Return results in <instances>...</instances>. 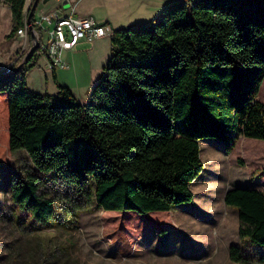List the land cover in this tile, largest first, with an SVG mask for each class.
<instances>
[{"label": "trees", "instance_id": "trees-1", "mask_svg": "<svg viewBox=\"0 0 264 264\" xmlns=\"http://www.w3.org/2000/svg\"><path fill=\"white\" fill-rule=\"evenodd\" d=\"M26 1L4 0L9 38L29 18ZM31 62L17 74L0 68V169L10 173L11 204L34 222L55 218L56 200L41 188L50 179L104 211L162 216L194 200L200 141L227 153L240 137L264 141V0H179L114 30L85 104L60 84L56 95L33 92ZM20 149L32 164L22 173L11 157ZM224 201L238 210L241 238L264 247L263 191L233 186ZM229 255L253 263L235 245Z\"/></svg>", "mask_w": 264, "mask_h": 264}, {"label": "rangeland", "instance_id": "rangeland-1", "mask_svg": "<svg viewBox=\"0 0 264 264\" xmlns=\"http://www.w3.org/2000/svg\"><path fill=\"white\" fill-rule=\"evenodd\" d=\"M139 1L83 0L77 9H92L98 20L108 19L113 30L118 24H129ZM1 2L0 54L5 57L10 48V38L5 35L12 29V14L4 0ZM64 3L41 2L35 14L57 11L59 5L67 11L70 5ZM45 23L47 29L52 28L48 21ZM105 41L77 47L69 60L70 69L62 80L74 85L72 90L77 92L79 103L91 101L93 88L111 57ZM35 57L31 63L36 68L28 65L29 88L36 93L56 95L51 93L53 76L49 72L51 88L45 91V58L39 56L37 64ZM6 64L7 61L1 66ZM258 99L264 102V81ZM200 150L204 170L192 183L194 200L162 216L154 212L104 211L91 200L77 197L74 189L64 183L50 179L41 188L55 198L57 210L55 218L43 225L14 208L10 173L0 169V264H240L230 259L232 245L239 247L252 264H263L259 259L264 258V247L241 238L238 210L227 206L224 197L236 184L264 193V141L240 137L233 151L227 153L224 145L209 138L200 141ZM11 157L18 173L31 169L24 150L15 151ZM15 248L22 253L20 256L13 253Z\"/></svg>", "mask_w": 264, "mask_h": 264}, {"label": "built area", "instance_id": "built-area-1", "mask_svg": "<svg viewBox=\"0 0 264 264\" xmlns=\"http://www.w3.org/2000/svg\"><path fill=\"white\" fill-rule=\"evenodd\" d=\"M74 12V8H73ZM49 22L52 28H48L45 22ZM34 26L36 36L40 41L38 53L44 55L51 70L68 68L64 61V53L73 49L81 41L94 42L107 37L112 33V27L108 23H100L93 16L61 15V11L43 14L39 18L24 20V26L17 30L16 34L22 40L20 56H25L32 45L29 39V28ZM13 66L3 68L4 73H10Z\"/></svg>", "mask_w": 264, "mask_h": 264}, {"label": "crops", "instance_id": "crops-1", "mask_svg": "<svg viewBox=\"0 0 264 264\" xmlns=\"http://www.w3.org/2000/svg\"><path fill=\"white\" fill-rule=\"evenodd\" d=\"M50 1L51 0H49V2ZM64 1L68 5H70V8L67 11H64V9L59 5L58 8H59V11H61V15H69V14L73 13L75 16H93L98 22H100V23H108V24L111 25V23H110V21L108 19H106V20H98V18L95 17L91 13L92 9H84V10L80 9L81 11H78L77 6L83 0H64ZM176 1H179V0H140L139 3H137L136 6L134 7L133 12H131L132 17L128 20L129 24L123 25V26L121 24H118L112 30V32L114 30H116V29L131 25V24L148 23L151 20H153L155 17H157L164 7L174 3ZM31 2H32V0H27L26 1L24 12L26 11L27 8H31L33 6V4L31 5ZM41 2L46 3L44 0H40L39 4ZM66 3H64V4H66ZM37 7H36V9H37ZM73 8H74V12H73ZM35 11H34L33 17L34 18H39V15L37 16L35 14ZM54 11H56V10H54ZM54 11H51V12H54ZM122 11H127V10L126 9H122ZM51 12H49V13H51ZM116 21L119 23L118 19H116ZM11 25L13 26V23ZM11 31H12V29H11ZM11 31L9 33L7 32L5 37H8L11 34ZM28 36H29V39L32 40V36L30 35V33H29ZM111 36H112V33L110 35H108L107 37L99 39V40H96V41H98V43H100V42L106 40L105 43L107 44V48L109 47V49H111ZM19 45H22V40L18 37V35L15 32L14 35H12L10 37V48L8 49L7 53H5V57L1 56V54H0V62H2V65H3V63H5V61H7L6 65L0 66L1 69L5 68V67H8V66H11V65L12 66H17L20 62H22L23 56H20L21 48H19ZM88 46H90V42L81 41L73 49L68 50V51H66L64 53L63 59L69 65V67H70L69 60H71L74 57V55L76 54L77 47H78V49H82L83 47H88ZM39 56H43V58H45L46 64H47V70H46L47 72L45 71V75H46V82L45 83H46V87L47 88H46L45 91H50V88H51V84L49 85V79L47 78L48 77V75H47L48 72L50 74H52V76H53L52 92L51 93H55V94L58 93V89H57L58 88V84L65 85V86L69 87L71 90L74 88V85L72 86V84L68 83L66 79L62 80L63 76L67 72L66 71L67 68L63 69V70H60V71H59V69H56V70L53 71V70L49 69V67H48L47 58L44 55L40 54V53H38L37 57H35L36 58L35 61L37 62V64H38V61H39L38 60ZM5 58H6V60H5ZM69 67H68V69H70ZM35 68L36 67H34L32 69H35ZM91 80H92V78H91ZM93 81L94 80H92V82ZM27 82H28V85H30V78L28 77V74H27ZM50 83H51V81H50ZM76 87H77V85H76ZM76 91H78V90H76ZM72 92H73V90H72ZM47 93L49 94V92H47ZM51 95H54V94H51ZM74 95L77 98V96H78L77 92H74ZM221 145H223V144L221 143ZM235 186H240V185L236 184Z\"/></svg>", "mask_w": 264, "mask_h": 264}, {"label": "water", "instance_id": "water-1", "mask_svg": "<svg viewBox=\"0 0 264 264\" xmlns=\"http://www.w3.org/2000/svg\"><path fill=\"white\" fill-rule=\"evenodd\" d=\"M40 0H35L34 3H33V6L32 8H27L26 11H25V14H28V22L31 23L32 21V17L34 15V11L36 10V7L38 6ZM29 33L30 35L32 36V45L30 47V49L27 51L26 55L23 57V60L22 62H20L16 68H15V71L13 74H17L21 68L27 64H29V62L33 59L34 57V54L37 52V50L39 49L40 47V41L39 39L37 38L36 36V30H35V27L34 26H30L29 28ZM2 65V62H0V66ZM258 99V98H257Z\"/></svg>", "mask_w": 264, "mask_h": 264}]
</instances>
